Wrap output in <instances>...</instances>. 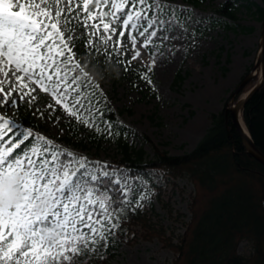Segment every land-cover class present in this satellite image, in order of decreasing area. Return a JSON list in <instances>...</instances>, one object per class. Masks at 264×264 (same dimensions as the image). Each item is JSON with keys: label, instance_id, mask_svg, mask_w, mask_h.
I'll use <instances>...</instances> for the list:
<instances>
[{"label": "snow or ice", "instance_id": "6c2138e0", "mask_svg": "<svg viewBox=\"0 0 264 264\" xmlns=\"http://www.w3.org/2000/svg\"><path fill=\"white\" fill-rule=\"evenodd\" d=\"M186 12L167 0H0V182L19 176L21 194L0 208V264H75L98 254L127 211L150 198L147 181L62 149L16 117L44 94L49 118L59 110L98 136H119L86 68L103 59L127 72L147 50L138 74L151 85L160 46L175 29L187 31ZM33 111L44 116L38 105Z\"/></svg>", "mask_w": 264, "mask_h": 264}, {"label": "rangeland", "instance_id": "374dc122", "mask_svg": "<svg viewBox=\"0 0 264 264\" xmlns=\"http://www.w3.org/2000/svg\"><path fill=\"white\" fill-rule=\"evenodd\" d=\"M225 1L203 0L195 6L185 0H167L171 5L187 9L185 16H191V21L187 22L186 32L175 29L171 36L176 38L160 46L156 65L149 73L151 85L136 77L134 71H146L145 66L151 59L147 50H142L143 65L140 61L133 63L134 72H124L119 64L115 65V71L110 75L91 65L86 68L109 100L119 125L126 128L128 142L136 148H143L147 158L154 156L155 148L172 155L194 149L211 126L210 114L225 108L230 95L256 61L260 49L261 21L255 7L248 10L245 5L254 2L264 8V1L237 0L241 6L236 21L226 20L229 28L222 24L210 25L209 18H219L214 12L215 8ZM198 19L200 23H196ZM77 51L83 53L84 49L78 46ZM177 72L181 73L183 80L173 85ZM255 76L260 78L259 69ZM50 102V97L39 95L37 105L44 116L34 113L37 105H33V122L27 127L52 139L64 149L83 156L97 153L103 160L120 157L112 140L98 136L94 130L75 121L69 123V118L62 111L58 110L49 118L50 110L44 106ZM56 116L61 117L59 122H55ZM65 137L69 138V143L63 140ZM123 171L130 175L129 171ZM148 176L150 181L133 176L148 182L150 198L142 202V208L152 215L154 222L163 225L167 236L177 241L190 219L189 203L193 185L187 177L172 180L159 171H148ZM163 203L168 204L171 215ZM238 252L248 255L249 243L242 241ZM108 253L112 254L108 264H172L175 258L159 239L147 241L142 238L138 228L128 232L119 227L106 249L101 247L98 254L85 253L75 261L96 264L97 258H104Z\"/></svg>", "mask_w": 264, "mask_h": 264}, {"label": "trees", "instance_id": "16d2710c", "mask_svg": "<svg viewBox=\"0 0 264 264\" xmlns=\"http://www.w3.org/2000/svg\"><path fill=\"white\" fill-rule=\"evenodd\" d=\"M185 1L197 6L203 0ZM240 6L237 0H227L220 4L214 10L219 18H209L210 25L222 24L229 28L226 20L236 21ZM252 6L261 20L264 8L254 2L245 5L248 10ZM82 44L83 41L78 46ZM115 65L116 63L106 64L101 59L94 68L110 75L115 71ZM138 70L141 71L134 70L136 77H139ZM131 71L134 72L131 69L126 73ZM182 80L181 73L177 72L173 85ZM256 80L257 77H253L235 99L240 98ZM100 95L107 102V107L103 108L104 118L113 122L120 132L119 136L107 138L115 143L120 157L103 160L97 153L85 156L106 162L112 168L127 170L130 175L141 176L148 181L151 180L148 171L154 170L172 180L187 177L193 185L189 203L190 219L177 241L172 236H167L163 225L154 222L152 215H148L143 208L127 211L120 228L128 232L138 228L142 238L147 241L159 239L175 255L172 264H264V166L246 152L225 108L210 114V128L190 152L172 155L166 150L155 148L154 156L147 158L143 148H136L128 142L126 128L119 125L109 100L102 93ZM31 111L30 107L24 105L16 118L26 126L33 122ZM241 117L254 144L264 155V81L245 104ZM63 140L70 142L67 137ZM31 144L29 141L17 151H22ZM58 146L64 149L62 145ZM163 207L171 215L168 204L163 203ZM180 216L181 214L178 215ZM242 241L249 243L248 255L238 252ZM111 256L108 253L102 259L97 258L96 264H108ZM75 264L91 263L75 261Z\"/></svg>", "mask_w": 264, "mask_h": 264}, {"label": "water", "instance_id": "95a60500", "mask_svg": "<svg viewBox=\"0 0 264 264\" xmlns=\"http://www.w3.org/2000/svg\"><path fill=\"white\" fill-rule=\"evenodd\" d=\"M260 70V78L249 89L246 94L235 100L236 95L246 86V84L255 76L256 70ZM264 81V15L261 23L260 49L257 54L256 61L251 70L242 79L238 87L230 95L229 100L225 106V110L230 114L233 126L237 130L246 152L251 155L256 161L264 166V155L258 150L250 134L242 124L241 114L247 101L254 95Z\"/></svg>", "mask_w": 264, "mask_h": 264}, {"label": "clouds", "instance_id": "9594fccd", "mask_svg": "<svg viewBox=\"0 0 264 264\" xmlns=\"http://www.w3.org/2000/svg\"><path fill=\"white\" fill-rule=\"evenodd\" d=\"M20 177L13 176L0 182V208L15 206L20 201V192L15 187Z\"/></svg>", "mask_w": 264, "mask_h": 264}]
</instances>
